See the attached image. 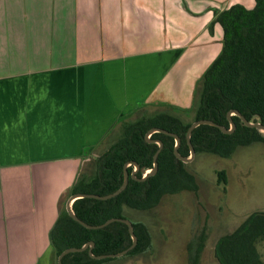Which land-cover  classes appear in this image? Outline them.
Wrapping results in <instances>:
<instances>
[{"label": "crops", "instance_id": "obj_1", "mask_svg": "<svg viewBox=\"0 0 264 264\" xmlns=\"http://www.w3.org/2000/svg\"><path fill=\"white\" fill-rule=\"evenodd\" d=\"M236 3L0 0V264H58L49 234L86 150L143 106L191 109L182 63Z\"/></svg>", "mask_w": 264, "mask_h": 264}, {"label": "trees", "instance_id": "obj_2", "mask_svg": "<svg viewBox=\"0 0 264 264\" xmlns=\"http://www.w3.org/2000/svg\"><path fill=\"white\" fill-rule=\"evenodd\" d=\"M214 14L215 20L210 29L215 24L221 26L223 47L197 83L195 92L199 93V102L194 120L185 124L181 118L189 116L192 109L173 108L176 115L159 113L127 124L123 136L96 161V172L92 171L90 177L83 175L79 178L71 195L106 196L115 192L123 184L124 166L128 162L138 163L141 169H152L159 146L149 143L146 135L153 128L178 135L181 138L179 153L188 157L190 148L186 134L193 122L210 120L228 128L227 114L236 110L247 120H260L264 125V0H255L252 9L235 4L223 11L216 10ZM232 119L236 124L232 134H223L218 128L209 125L196 128L191 136L196 153L205 152L229 158L239 147L264 143V137L256 129L243 126L237 116ZM151 139L163 143L157 173L141 181L143 173L140 170L136 175L139 180H136L131 176L134 167L130 166L128 186L119 196L107 201L84 198L74 202L73 210L80 220L95 226L114 218L127 219L125 208L147 211L157 207L167 195L183 191L197 192L195 176L174 154L175 139L161 133L153 134ZM93 151L94 148L88 149L86 153L91 155ZM220 179L225 180L223 173ZM133 227L138 244L126 256L97 260L91 258L89 250H86L67 255L63 264H121L124 259L144 253L151 247L149 230L139 223H133ZM49 238L56 261L65 250L81 248L89 242L95 243L93 254L96 256L116 254L132 245L126 224L115 222L101 230H90L70 217L65 207L51 229ZM263 239L264 214L256 213L246 227L218 241L216 258L219 264H264L257 247Z\"/></svg>", "mask_w": 264, "mask_h": 264}, {"label": "rangeland", "instance_id": "obj_3", "mask_svg": "<svg viewBox=\"0 0 264 264\" xmlns=\"http://www.w3.org/2000/svg\"><path fill=\"white\" fill-rule=\"evenodd\" d=\"M215 1L224 3L228 0ZM234 2L246 7L255 5V0ZM199 7L203 13L212 8L207 9V4L202 7L201 2L195 6L197 10ZM210 25V45L199 49L196 55L201 56L194 64L193 59L182 63L184 67H189L187 88L194 78L199 77L194 85V98L191 100L188 94L184 104L192 108L189 116H181L185 124L191 123L195 117L199 102V93L195 92L197 83L223 47L222 30L216 26L211 30ZM159 113L176 115L170 107L143 106L119 122L93 151L94 155L81 173L88 174L92 166L96 172V161L123 136L127 124ZM186 169L195 176L197 192L183 191L167 195L157 207L147 211L125 208L128 220L148 228L151 247L142 254L122 260L121 264H219L215 255L218 241L246 227L256 213L264 214L263 142L239 147L229 158L205 152L196 153L193 161L186 164ZM222 173L225 175L224 181L220 179ZM257 247L264 261V239L258 242Z\"/></svg>", "mask_w": 264, "mask_h": 264}, {"label": "water", "instance_id": "obj_4", "mask_svg": "<svg viewBox=\"0 0 264 264\" xmlns=\"http://www.w3.org/2000/svg\"><path fill=\"white\" fill-rule=\"evenodd\" d=\"M233 116L239 117L243 126L256 129L260 133V135L262 137H264V125L261 123L260 120L256 121V122L249 121L239 111L233 110L227 114V119L230 123V129H227L226 127L221 126V125H219L213 121H210V120H200V121L193 122L192 125L189 127L187 134H186L187 143H188L189 148H190V156L189 157H183L179 153V147L181 145V138L178 135L170 133V132L163 130V129H160V128H153L146 135L148 142L157 143L159 145V149L157 150L156 154L154 155V166L152 169H145V168L141 169V167L139 166L138 163L128 162L124 166L123 184L115 192H113L109 195H106V196H100V195H95V194H74V195H72L66 204V211L68 212L70 217H72L76 222H78L79 224H81L82 226H84L85 228L90 229V230H101V229H104L107 226H109L110 224L115 223V222L124 223L128 226V230H129V233H130L131 238H132V245L129 248H127L126 250L119 252V253H116V254L96 256L93 254V249L95 247V243L89 242L81 248H70V249L65 250L58 257V264H63V259L67 255L81 253V252H84L86 250H89V256L91 258L97 259V260H102V259H107V258H121V257L126 256L130 251H132L137 246L138 238L134 233L133 223L130 220L114 218V219L108 220L107 222H105L104 224H101V225H95V226L89 225V224L85 223L84 221L80 220L76 216V214L73 210V204L76 200L84 199V198L94 199V200H98V201H107V200H110V199H113V198L119 196L128 186L129 178H130L128 168L130 166L134 167V170H133V173L131 176L136 180H139L136 175L140 170L144 174V177L141 179V181L146 180L148 177L155 175L158 171V167H159L158 157H159L160 152L163 149V143L161 141L150 140V138L153 134L161 133V134H165V135L173 137L176 141L175 148H174V154L179 161L184 162L186 164V163L192 162L195 155H196V150L191 143V136H192L193 131L201 125H209V126H213V127L218 128L224 134H231L236 129V124L233 122V119H232Z\"/></svg>", "mask_w": 264, "mask_h": 264}, {"label": "flooded vegetation", "instance_id": "obj_5", "mask_svg": "<svg viewBox=\"0 0 264 264\" xmlns=\"http://www.w3.org/2000/svg\"><path fill=\"white\" fill-rule=\"evenodd\" d=\"M213 21H214V20H213ZM211 23H212V22H211ZM214 26H215V25H214ZM213 28H214V27H213ZM196 89H197V88H196ZM191 109H192V108H191ZM221 126H223V125H221ZM224 127H225V126H224ZM226 128H227V127H226ZM227 129H230V123H229V127H228ZM235 130H236V129H235ZM235 130H234V131H235ZM220 131H221V130H220ZM223 134H224V133H223ZM231 134H232V133H231ZM152 136H153V135H152ZM152 136H151V137H152ZM146 139H147V138H146ZM150 140H153V139L150 138ZM153 141H160V140H153ZM161 142H162V141H161ZM149 143H152V142H149ZM155 144H157V143H155ZM158 146H159V145H158ZM189 156H190V153H189ZM189 156H188V157H189ZM183 157H184V156H183ZM183 163H184V162H183ZM190 163H191V162H190ZM184 164H185V163H184ZM186 164H188V163H186ZM141 174H142V173H141ZM143 177H144V174H143ZM262 260H263V259H262Z\"/></svg>", "mask_w": 264, "mask_h": 264}]
</instances>
